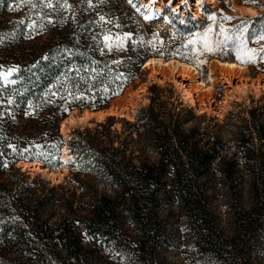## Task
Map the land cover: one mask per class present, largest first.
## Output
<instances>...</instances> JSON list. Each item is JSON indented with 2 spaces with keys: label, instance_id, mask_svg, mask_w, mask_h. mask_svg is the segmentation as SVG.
<instances>
[{
  "label": "trees",
  "instance_id": "1",
  "mask_svg": "<svg viewBox=\"0 0 264 264\" xmlns=\"http://www.w3.org/2000/svg\"><path fill=\"white\" fill-rule=\"evenodd\" d=\"M46 16L52 22L40 20L34 27H30L33 22L17 27L0 22V63L16 64L0 87V264H95L93 241L98 238L118 259L158 264L157 251L168 242L166 223L158 212L173 204L184 213L196 253L215 264H252L254 243L264 231V108L257 112L251 107L241 117L235 145L241 163L224 156V146L209 129H185L181 113L168 108L171 103L161 98L160 90L134 120H124L123 131L113 130L109 117L94 128L73 130L65 138L59 121L70 110L106 107L141 76V66L150 54L190 62L173 49L184 46L195 28L175 22L186 33L169 30L164 42L168 50L157 53L132 46L120 67H115L104 35L129 28L123 24L128 19L138 21L135 27L140 22L124 2L120 7L82 3L48 8ZM116 17L121 25L108 26ZM262 19L264 11L252 17ZM189 22L195 26L204 21ZM44 35L48 37L41 39ZM212 56L207 55L205 62ZM252 69L264 72L257 66ZM139 140L144 141L143 147L151 146L154 156L145 154ZM65 145L70 156L63 162L69 171L75 169L72 176L84 172L112 184L114 193L91 191L85 208H73L67 192L78 197L76 189L89 192L88 185L72 179L73 189L62 183L49 187L38 176L30 178L13 166L17 161L39 162L56 172ZM216 163L229 183L231 237L218 230L204 182ZM242 166L252 177L249 208L238 201L237 175ZM58 188L64 191L56 192ZM48 204L65 209L56 222L50 221L52 214H45ZM124 216L135 234L124 228Z\"/></svg>",
  "mask_w": 264,
  "mask_h": 264
},
{
  "label": "rangeland",
  "instance_id": "2",
  "mask_svg": "<svg viewBox=\"0 0 264 264\" xmlns=\"http://www.w3.org/2000/svg\"><path fill=\"white\" fill-rule=\"evenodd\" d=\"M150 0H67V4L78 6L82 3H92L96 5H108V6H121L124 2L126 7H130L133 11L138 8L142 12L153 11L155 14H166L169 16L170 22L173 24H163L162 22H150L146 23L141 20V17L137 14L140 22L139 27H135L138 21L126 20L125 23L129 28L123 30L109 32L104 35V40L110 46V52L112 56V62H115V67H120L124 58H127V54L132 46L136 48H144L154 52H163L168 50V44H164L168 35V31H174L177 33L185 34L175 24L179 22L184 27H193L195 30L190 35H187L185 45L174 47V51L179 57H185L191 61H185L193 64L198 68L200 78L203 82H207V76L209 69H211L212 75L216 82L213 85V92L210 97H202L200 91H194L196 86L191 80L185 79L182 76L176 78L181 82L188 91L194 95L196 105L189 103L185 96H183L180 88L171 82V77L168 79L162 78L160 74L155 71L158 69L143 68L141 66L142 74L137 78L133 85L128 86L120 97H124V109L125 114L130 115L134 120L137 113L146 108L150 103L149 97L152 94H156L159 91L161 98L167 100L171 104H168V108L173 112H180L183 118V127L185 129L200 126L201 128H207L214 136L219 144H222L225 148L224 156L226 158H237L240 161V155L235 152L236 137L238 132V126L240 125L241 117L245 116L248 109L253 107L262 110L264 108V89L262 92H255L254 88L248 86L247 91L243 94L236 93V89L239 84V79L232 77L230 85L217 70L214 59L222 60L218 56H223L224 60L235 61L240 64L246 65V71L241 76V80H257L259 84L264 82V72L253 73L252 67L257 66L264 70V59L261 58V49H264V40H257V36L264 34V19L260 21H253L252 17L258 15L264 11V0H213L212 3L209 0H201L202 2L196 5V0H156L150 6L148 4ZM35 0H0V22L11 23L13 27L19 26L23 23L32 24V22H40L43 20L51 21L49 17H45L49 7L43 5H37V7H31V3ZM53 9H58L64 3V0H51ZM19 5V6H18ZM246 7H250L251 10L256 11V15L252 11L247 10ZM136 12V11H135ZM190 15V17H188ZM209 16H214L215 20H210ZM224 16L231 17L230 20H224ZM189 18V19H188ZM199 18L203 19V23L190 26L189 20L197 21ZM116 17L115 22H108V26H119L121 21ZM157 19H152L151 21ZM161 21V19H158ZM136 21V22H135ZM52 22V21H51ZM4 25V24H3ZM10 25V24H9ZM223 25L225 32L221 34L220 26ZM2 25L0 29H2ZM210 29L209 31L206 30ZM232 37V39H225V37ZM48 35H44L41 39L47 38ZM107 37V40L105 39ZM239 37V39H237ZM244 41V46L240 44V40ZM208 44L213 48V51H204L205 44ZM142 45V46H141ZM141 46V47H139ZM255 49V53H249L245 49ZM241 49V59H237V50ZM1 54V53H0ZM115 54V55H114ZM145 61L149 58H162L157 56L156 53L150 54ZM207 55H213L210 60L205 62ZM252 56L254 62H248V57ZM175 58V57H173ZM165 59V58H164ZM178 59V58H176ZM144 64V63H143ZM14 67H5L0 63V87L6 84L10 78ZM158 87L157 89L149 87L151 85ZM229 86V87H228ZM241 95V96H240ZM118 97V98H120ZM229 97H232L228 100ZM117 99V98H116ZM224 99L228 102L220 109ZM114 100H112L113 102ZM111 102V103H112ZM115 102V101H114ZM117 103V102H116ZM209 105V108L207 107ZM78 109V108H76ZM190 110L193 114L189 113ZM201 112H198V111ZM204 116H199L203 114ZM111 118V128L118 132L123 131L125 127L124 117L118 115H107L102 120L98 117H92L85 122H78L69 125L68 132L62 134L65 138L70 136V127H74V130L82 131L85 128H94L100 122L106 121ZM214 118H217L214 120ZM212 119V120H211ZM73 131V130H72ZM139 146L145 151V154L154 156V151L151 146L143 147L144 141L139 140ZM66 150H61L65 154V157H69L68 148L65 145ZM62 156H60L61 158ZM62 160V159H61ZM18 163V162H17ZM61 163V161H60ZM241 163V161H240ZM18 165V164H17ZM20 172H27L30 178L38 176L43 182H46V186H52L58 183H62L66 188L75 187L77 181L88 185L89 192L86 189H76L78 197H70V191L67 192L70 201L73 203V208H85V206L91 201V191L97 192H111L114 193V186L104 182L103 180L87 176L84 172L82 174H75L72 176L70 172H75V169L69 171L66 164L63 162L54 172H47L46 168L39 166H29L25 170L21 167H16ZM19 166V165H18ZM41 168V169H40ZM41 170L40 172L37 170ZM241 171L238 173V189H239V204L244 208H249L253 201L251 193V175L247 172L246 168L240 167ZM50 171V170H49ZM58 171V172H57ZM26 173V174H27ZM52 174H56L52 176ZM66 176L72 178L67 179ZM41 179L39 183H41ZM42 182V183H43ZM207 192L210 195L211 207L213 208L216 218L218 230L228 237H231L234 232V219L229 207L230 204V191L229 183L219 173V164H213L210 173L204 178ZM75 183V184H74ZM41 185V184H40ZM64 191V189H57L56 192ZM83 194V195H81ZM64 207L61 204H48L45 208V214L51 215L50 221L56 222L61 214L64 213ZM158 214L166 223L164 234L168 242L162 245L157 251L158 264H215L212 259L202 254L196 253V249L192 246L191 232L185 222L184 213L178 204H173L168 208L159 210ZM124 228L129 230V234H135L134 227L127 217H123ZM96 249L95 264H130L126 259H118L114 257L109 249V246L103 242L102 239H96L93 241ZM253 253L251 255L252 264H264V231L257 238L254 243ZM238 257V254L236 255ZM235 256V258H236Z\"/></svg>",
  "mask_w": 264,
  "mask_h": 264
},
{
  "label": "bare ground",
  "instance_id": "3",
  "mask_svg": "<svg viewBox=\"0 0 264 264\" xmlns=\"http://www.w3.org/2000/svg\"><path fill=\"white\" fill-rule=\"evenodd\" d=\"M156 0H150L148 2V4L152 7L153 3ZM213 0H209L208 2L212 3ZM202 1L201 0H196V5H199ZM203 3V2H202ZM154 7V6H153ZM247 10H250L253 12V14L256 15V11L251 10L250 7H246ZM140 17L141 20L143 22L146 23H150V22H162L163 24H168L170 25V20L168 18V16L166 14H155L153 13V11L150 12H142L141 10H139L138 8H136L135 10ZM147 17V19L145 18ZM152 19H157V20H153ZM158 19H161L158 20ZM214 63L215 66L217 68V70H219V73L226 79L228 80V83L230 85V81L232 79V77L239 79V84L238 87L236 89V93H245L247 91L248 86H251L252 88H254L255 92H262L264 89V82L259 84V79L257 80H249L244 78L245 80L242 81L241 80V76L245 73L247 66L246 65H242L238 62L235 61H221L218 59H214ZM143 68H149V69H155L157 68L158 71L156 70L155 72L157 74H160L162 76V78L164 79H168L171 77V82L178 86L180 88V91L182 92L183 96L186 97V99L189 101V103L193 105H196V100L194 95L191 93V91H188L186 89V87L179 82L178 80H176L177 77L182 76L185 79L191 80L196 86L194 87V91H200L202 97H210L212 95L213 92V85L215 84L216 80L214 78V76L212 75V70L209 69V74L207 76V82H203V80L200 78V72L199 70L193 66L192 64H188L186 62H183L181 60L178 59H162V58H149L146 62H144L143 64ZM169 80V79H168ZM229 87V86H228ZM241 96V95H240ZM232 97H229V99H231ZM227 99H224L223 104L220 106L222 109L225 104H227L228 102ZM115 101V102H114ZM110 107L108 109H104V110H99V111H90L89 109H85L81 114H79V117H74L73 114L70 115L68 118H66L62 124H61V130L60 132L62 134H66V132H68V127L69 125H72L73 123H78V122H85L88 119L92 118V117H98V119L102 120L104 117H106L107 115L111 114V115H118L120 117H124L127 120L132 121L133 119L131 118L130 115H123L125 114L124 111H126V109H124V106L121 104H124V97H120L115 99ZM117 102V103H116ZM209 108V105L207 106ZM76 112V110L73 111V113ZM198 112H201L200 110ZM71 129V127H70ZM66 150V147L64 146L62 148V151ZM61 159L64 161L67 157H65V154L62 152L61 155ZM21 168H23L22 170H25L26 168H28L29 166H39L40 163L39 162H26V161H19L17 163ZM44 168V167H43ZM29 169V168H28ZM41 169V168H40ZM39 172L41 170L37 169ZM50 169H47V172H54L55 171H49ZM56 174H52V176H55Z\"/></svg>",
  "mask_w": 264,
  "mask_h": 264
},
{
  "label": "snow or ice",
  "instance_id": "4",
  "mask_svg": "<svg viewBox=\"0 0 264 264\" xmlns=\"http://www.w3.org/2000/svg\"><path fill=\"white\" fill-rule=\"evenodd\" d=\"M24 2H27V0H24ZM129 3H131V0H129ZM37 5H43V6H45V7H49V8H51V7L53 6L52 3H51V0H35V2H34V3H31L30 6L33 7V8H35V7H37ZM18 6H19V5H18ZM59 6H62V7H64V8H68V7H70V5L67 4V0H64V3H63L62 5H59ZM145 18L147 19V17H145ZM101 19H103V17H101ZM209 19H210V20H215V17H214V16H209ZM223 19H224V20H230L231 17H229V16H224ZM20 22L23 23V21H20ZM49 22H51V21H49ZM34 26H35V22H33V24L30 25V27H34ZM41 27H42V26H41ZM209 30H210V29L206 30L205 35L207 34V31H209ZM220 32H221V34H223V33L225 32V29H224L223 25L220 26ZM105 39L107 40V37H105ZM225 39H232V37H228V36H226ZM237 39H239V37H237ZM257 40H264V34H261V35L257 36ZM240 44H241L242 47L244 46V41H243L242 39L240 40ZM245 50H246L247 52H249V53H255V52H256L255 49H250V48L245 49ZM204 51H208V52H210V51H213V48L210 47V46L206 43V44H205V47H204ZM260 52H261V54H262L261 58L264 59V49H261ZM236 58H237L238 60L241 59V49H238V50H237ZM248 62H254L252 56H249V57H248ZM77 98H79V97H77ZM10 147H11V145H10ZM37 155H42V154H41V153H37ZM47 162L50 163L51 161L48 160ZM5 166H6V165H5Z\"/></svg>",
  "mask_w": 264,
  "mask_h": 264
},
{
  "label": "water",
  "instance_id": "5",
  "mask_svg": "<svg viewBox=\"0 0 264 264\" xmlns=\"http://www.w3.org/2000/svg\"><path fill=\"white\" fill-rule=\"evenodd\" d=\"M110 105H111V102H110L106 107H103V108H100V109H91V108H88V107H84V108H81V109H72V110H70V111L67 113V115H65V116L59 121V131L61 130V124H62V122H63L66 118H68L70 115L73 114L74 117H79V114H81L85 109H89L90 111H99V110L108 109V108L110 107ZM74 110H76V112L73 113ZM72 130H74V127H71L70 132H71ZM60 154H61V153H60ZM59 160H60L61 163H62V160H61L60 157H59ZM17 162H18V161H17ZM17 162L15 163V166H16V167H20V166L17 165Z\"/></svg>",
  "mask_w": 264,
  "mask_h": 264
}]
</instances>
